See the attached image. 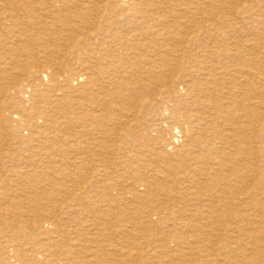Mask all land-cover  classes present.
Listing matches in <instances>:
<instances>
[{
    "label": "bare ground",
    "instance_id": "6f19581e",
    "mask_svg": "<svg viewBox=\"0 0 264 264\" xmlns=\"http://www.w3.org/2000/svg\"><path fill=\"white\" fill-rule=\"evenodd\" d=\"M189 1L193 3L195 0ZM225 1L203 0L194 7L183 4L177 12H172L173 8L166 0H7L11 6L1 11L0 43L10 41L23 48L31 65V70L24 68L27 75H32L36 85L47 83V91L55 87L60 97L57 93H49L50 100L66 102L70 113L67 120L54 121L55 111L53 113L52 109L49 114L47 108L40 109V103L36 101L48 98V95L41 88H36L34 93L24 95L28 103L22 102L21 114H13V128L19 129L24 125L25 129H31L33 137L41 141L38 147L46 153L56 148L72 156L97 155L94 160L89 157L88 163L96 162L102 198L114 199L120 189L117 188L118 183L103 181L102 176L114 175L120 180L123 177L119 172L121 165L135 162L129 157L125 161L110 160L106 155L118 152L126 156L133 154L136 162L148 171L141 182L143 189L131 191L132 198L138 203V211L147 216H222L231 221V231H227L225 236L227 242L220 251L223 258L202 254L201 263H190L186 258L196 255V245L183 241L189 246L181 253L182 256L165 253L163 259L164 255H161L166 252L163 247V252L151 251L149 262L142 264H264V179L259 176L260 169L264 167V154L250 142L246 136L249 133H244L248 128L260 127H257L256 120L246 119L242 107L238 106L245 94L244 86L251 84L243 79L245 67L241 63L244 61L242 52L245 44L231 39L229 26L226 30L219 25L230 24L233 18L215 19L217 13H228ZM246 1L257 7L258 1L255 4L252 0ZM177 16L184 21L176 22ZM253 20L261 28L260 38L263 39L264 20L258 14ZM214 30L225 38L226 54L239 65L232 71H221L214 62L215 58L213 60L216 50L211 43L216 37ZM184 32L190 33L189 37ZM258 72L252 73L253 77L264 83V73L261 77ZM151 82L163 87V91L150 97L147 108L150 123L141 126L143 135L135 138L120 132L106 144L104 122L115 121L124 128V124L135 115L122 107H110V103H115V96L122 93L123 96L133 95L135 91L140 96V91ZM73 84L79 85L80 92H76ZM26 87L28 91L25 90L24 94L30 91ZM213 93H218L216 101ZM234 106L235 109L231 110ZM252 107L257 118L263 120L264 107L259 103ZM111 112H115V119L110 118ZM234 118L236 121H232ZM58 124L63 128L60 134ZM59 135L62 138L69 136V140L62 144ZM88 139L96 142L89 144ZM77 160H72V163L77 165ZM48 166L55 168L57 164L51 161ZM218 179L224 182L217 183ZM208 180H212L210 190L204 185ZM201 192L210 193L207 201ZM184 200L189 205L192 203L193 208H182L180 203L185 204ZM167 201L178 204L177 208L167 206ZM197 202H206V207L197 208ZM250 210L258 213L249 223L258 225L261 230L248 231L251 236L245 238L244 244L239 242V234L248 233L244 226L250 224L246 222L243 226L234 219L245 221ZM204 223L208 225L209 222ZM19 250L23 264L29 261L35 264L38 256H45L36 246L28 251ZM131 251L123 247L116 249L119 260L141 259V253L133 255ZM3 259L0 257V264L6 263ZM62 261L55 264L69 263Z\"/></svg>",
    "mask_w": 264,
    "mask_h": 264
},
{
    "label": "rangeland",
    "instance_id": "374dc122",
    "mask_svg": "<svg viewBox=\"0 0 264 264\" xmlns=\"http://www.w3.org/2000/svg\"><path fill=\"white\" fill-rule=\"evenodd\" d=\"M166 1L173 8L172 12H177L180 6L186 4L187 6L194 7L197 3L201 4L203 0H195L196 3L195 1L192 3L189 0ZM252 1H254V4L256 3L255 1H258L257 7L250 6L249 1L246 0H226L224 3L229 9L228 13H217L215 19L223 21L232 17V23H221L219 25L223 26L222 29L226 30L229 26L231 39L246 46L242 52L244 61L241 64L245 67L244 70L246 72H244L243 79L251 85L244 86L243 90L245 94L241 98L238 97L241 99V105L238 106L242 107L241 111L247 116L246 119L257 121V127H260V129L256 128L252 130L248 128L244 133H249L246 136H248L250 142L257 145L258 149L260 148L259 151H262L264 154V118L263 120L257 118L255 110L252 107L256 103L264 107L263 80L260 81L253 77L254 73L258 71L261 77L264 76V65L262 64V62L264 63V38H260L261 28L253 20L255 16L257 17V14L264 20V0ZM10 6L11 3H7V0H0V18L2 17L1 11ZM175 19L176 22L180 23L184 21V18L178 16ZM215 31L213 32L216 37L211 41L214 48H216L213 60L215 58L214 62L217 63L216 66L220 67L221 71H232L234 68L239 67V65L226 54L225 48L227 46L225 45L227 41L225 42V38ZM184 34L188 35V37L190 35L188 32H184ZM3 43H0V107L2 108H0V134L4 133L5 136H0V257L6 260L5 264H23V257L19 255L21 254L19 249L23 248L24 251H28V249L34 246L41 248L45 254L44 258L38 256L35 264H55L57 261L62 260L65 263L69 262L67 264H142L149 262L151 251L153 252L154 250L163 252L165 248L166 252L161 255V257L164 255L163 259L166 256L165 253H177L182 256L184 249L189 246V244L185 243L187 241L190 244L196 245L194 249L196 255L186 258L190 263H201L204 257L202 254H213L217 258L224 257L220 251L224 243L227 242L225 239L226 232L231 231V221L229 219L226 218V220L222 216H205V218L204 216L203 218L198 216L158 217L156 215L147 216L138 211V203L132 198L131 191L143 189L141 182L148 171L142 164L136 162L133 154L126 156L118 152L106 155L110 160L115 158L116 160L123 159L125 161L129 157L135 162L132 165L128 162L121 165L119 172L123 177L120 180L114 175H111L113 177L102 176L103 181L112 180L118 183L117 188H120L114 199L102 198L99 188L101 177L96 171L98 167L95 166L96 162L94 164L88 163L89 157L94 160L97 158V155L75 154L72 156L56 148L51 153H46L43 148L38 147L40 140L33 137L31 129H25L24 125L19 129L13 128V114H21L20 107L24 103H28L25 101L24 95L34 93L36 88H41L48 95V98L46 96L36 99V101H38V104L40 103V109L44 110V108H47L49 114L52 113V109L53 113L55 111L54 121L67 120L70 113H68L66 102L57 101L52 97L50 100L49 95L52 93H57V96L60 97V92L56 91L55 87L49 88L51 91H47V83L36 85L32 75H27L25 70H31V67L29 68L31 65L28 61V56L24 54V49L16 45L14 46L10 41ZM8 59L9 61H7ZM232 64L234 65L233 67ZM197 75L195 74L194 77L199 80L196 77ZM137 81L139 83L141 80L137 79ZM252 82L257 83V85H253ZM26 86L29 87V94L27 92L24 94L25 90L28 91ZM73 86L76 92H80L78 84H73ZM178 86L179 88L181 87L180 85ZM160 87L151 82L140 91V96L136 95V91L133 95L123 96L124 94L122 93L118 94L120 96H115V103H110V107L114 105L122 107L125 111H131L135 115L132 117L133 119L128 120V124H124V128L117 125L115 121H105L103 125L106 129V135H104L106 144L111 143L114 138L113 136L120 132L122 134L129 133L135 138H140L143 135L141 126H147L150 123L147 120V108L150 106L148 105L150 104V97H154L155 93L163 91V87ZM217 95L218 93L212 94V97H215L214 101H216ZM234 109L235 106L233 109L231 108V110ZM33 110L36 112V109ZM110 116V118L115 119V112H111ZM232 121H236V118L232 119ZM57 129L58 134L63 131V128L59 124L57 125ZM107 132H109L108 136ZM98 135L100 136V134ZM165 135H167L166 131ZM59 136L62 139V144L69 140V136L63 138L61 135ZM41 140H46V138H41ZM60 142L58 140V143ZM93 142H96L95 139H88L89 144H93ZM74 158L78 159L77 165L72 163V160H75ZM51 161L57 164L55 168L48 166V162ZM160 163L162 164L163 162ZM92 167H94V171L90 173ZM259 176L264 179V167L260 169ZM216 177L221 178L220 176ZM122 181L124 182L123 186ZM211 181L208 180V182L204 183L208 190L212 188ZM223 182V179L217 180V183ZM113 192L117 193L116 190H113ZM208 192L207 194H205L206 192H201L202 198L205 200L209 197L208 194L210 193ZM167 203V206L177 208L178 204L168 201ZM204 203L207 204L206 202ZM204 203L197 202V208H205ZM180 204H182V208L186 209L193 208L194 206L192 203L189 205L186 202L185 204ZM255 213L258 212L250 210L247 213L249 216L247 219L245 218V221H238V218H235L234 221L244 226L246 222H253V215ZM7 214L9 215L7 216ZM249 218L253 219L250 221ZM206 220L209 222L208 225L204 223L207 222ZM237 223H233V225ZM249 224V226H244L246 227L244 231L261 230V227L256 224ZM248 228H252L253 230H249ZM238 231L240 233V229ZM239 235L241 236L238 238L239 242H243L244 244H246L248 236H251L250 232L240 233ZM119 247L132 250L131 253L133 255L141 253V259L119 260L116 253V249ZM17 253L19 260H17ZM157 258L159 257L155 259ZM26 264L32 263L29 261Z\"/></svg>",
    "mask_w": 264,
    "mask_h": 264
}]
</instances>
